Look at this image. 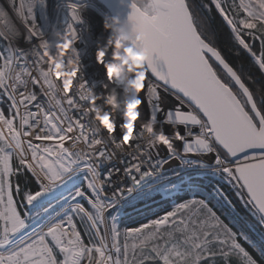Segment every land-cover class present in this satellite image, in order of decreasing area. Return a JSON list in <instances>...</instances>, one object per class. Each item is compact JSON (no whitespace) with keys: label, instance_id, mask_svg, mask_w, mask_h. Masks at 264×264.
<instances>
[{"label":"built area","instance_id":"built-area-1","mask_svg":"<svg viewBox=\"0 0 264 264\" xmlns=\"http://www.w3.org/2000/svg\"><path fill=\"white\" fill-rule=\"evenodd\" d=\"M25 2L30 5L24 1L21 5L19 0L29 10L36 8L34 0ZM72 12L67 23L57 22L52 35L38 37L37 29L34 34L25 25L21 32L22 36L24 32L29 34L26 43L19 40L20 35L13 31L11 34L8 25L0 23L5 43L0 53V103L6 101L10 105L16 124L11 130L0 118L6 141L5 159L9 166V156L15 153L36 180L39 191L32 195L36 205L59 198L56 204L60 206L70 196L65 194L69 188L80 191L79 187L84 186L98 215L116 217L135 210L139 201L149 199L151 190L178 178L225 174L226 170L229 173L225 175L229 176L234 165L223 159L200 114L162 86V91L170 93L198 122L197 126L185 125L181 136L163 135L162 122L156 119L160 102L158 97L146 100L152 77L139 55L120 39L112 25L109 27L120 46L103 38L102 26H88L82 14L75 9ZM18 26L13 24L19 30ZM69 27L73 38L68 34ZM46 62L51 67L44 79L41 69ZM197 138L209 143L208 152L216 157L212 165L181 158L171 150L174 140L184 145ZM163 148L169 151L165 160L161 158ZM174 159L179 165L164 169ZM46 162L58 165L63 176L58 178V171L52 176L44 167ZM231 176L243 190L234 174ZM80 194L78 200L84 198ZM242 194L264 224L244 191ZM52 206L40 210L39 216ZM61 208L68 213L48 236L49 243L58 250L61 264H81L84 244L79 236L76 205L68 203ZM52 216L48 215L41 224ZM56 244H63L70 251L67 261L65 252ZM0 264L15 262L0 257Z\"/></svg>","mask_w":264,"mask_h":264},{"label":"rangeland","instance_id":"rangeland-1","mask_svg":"<svg viewBox=\"0 0 264 264\" xmlns=\"http://www.w3.org/2000/svg\"><path fill=\"white\" fill-rule=\"evenodd\" d=\"M0 1L1 6L3 4L7 8L11 6L12 15L14 13L20 20L19 30L15 29L13 25L11 27L8 25V29L11 34L13 31L14 34H18V37L20 35L19 40L23 43H26L29 39L28 32L22 36L21 30L25 25L34 34V29H37L39 32L38 37L52 35L55 25H57L56 22L59 23L60 19L64 17L60 24L67 23V17L70 13H74L72 12L74 9L77 11L76 13L82 14L80 16L86 19L87 24L99 19L101 21L99 23L102 24L104 30L110 24L116 29L115 32L118 31L109 12L96 0H74L78 4H72L69 0H52L54 13L57 7H62L64 11L58 13V17L61 14L64 15L57 18V20L54 19V23H51L53 17H50L51 20L47 17L49 6L40 2V0H37V6L35 9L32 8L33 10L21 6L19 0ZM132 1L142 11L151 14L149 0ZM210 1L226 22L236 40L244 48L247 44L243 42V38L248 35V31L258 24L264 26V0H232L234 5L231 10L228 9L229 14L222 7L224 1L226 3L228 0ZM21 2L23 1L21 0ZM19 7H21L23 14L18 12V10L20 11ZM28 15L32 17L29 18ZM9 31L7 34H9ZM117 33L120 34L119 31ZM103 38L106 39L105 36ZM109 40H112L110 36ZM4 47V33L0 29V53ZM209 62L211 66L212 63L216 65L212 59H209ZM254 62L260 66L264 73V62L257 57L254 58ZM50 67V63L46 62L43 69H41L44 79L48 78ZM233 93L237 96L234 91ZM238 93L243 98L241 92ZM242 98L241 100L244 102L245 99ZM238 99L240 100V98ZM10 115L11 113H5L4 116L6 117H3L0 113V118L5 120L8 128L15 130V119ZM250 116L254 125L258 127L254 116L251 113ZM3 134L4 130L0 124V244H6L13 238L30 231L34 232L27 239L14 244L4 253H0V257H8L15 264H27L34 261L61 264L58 250L49 243L48 236L55 232L54 229L57 223L67 215V210L61 207L69 203L76 205L75 214L81 226L79 236L84 244V256L81 264H90L91 262L93 264H103L105 262L108 264H256L237 243L236 238L238 235L241 236V232L236 233L231 225L235 228L239 225L231 218L229 210L233 207L230 206L226 194L217 187L218 184L208 183L206 185L209 190L206 188L203 191L190 184L192 179L206 178L227 185L246 216L257 228H260V231H258L251 223L249 225L263 240L264 224L260 222L259 217L249 207L242 194L243 190H240L233 180L231 176L233 169L229 176L221 173L195 175V177L189 179L184 176L173 182L163 184L149 192V199L139 201L134 211L119 213L116 217L110 215L103 218L98 215L84 186L79 187L80 191L77 190V187L69 188L65 194L70 196L65 202H61L60 206L56 204V200L59 198L36 205L32 200V195H25L21 204V211L11 191V155L9 156L8 175L4 174L2 166V160L5 159L7 154L4 150L6 141ZM223 159L225 158L223 157ZM44 167L52 173V176H54V171H58V178L63 176L59 166L55 163L46 162ZM186 191L189 192L190 196L187 200L181 203L173 202L175 196ZM77 194L81 196L84 194V198L78 200ZM158 196L160 199L152 200ZM164 199H171L167 206H153ZM53 204L54 206L47 210L44 215L39 216L38 212L40 210ZM142 204L143 206H138ZM152 206L153 208L147 210V213L141 214L140 219L127 223L128 218H125L127 215ZM213 206L217 207L218 211L214 210ZM48 215L53 216L46 223L41 224ZM137 215H133L131 218ZM223 216L228 217L231 225L225 222ZM241 237L244 240L248 239L245 234ZM47 242L48 244H46ZM256 249L264 253V247H257ZM62 255L64 256V252H62Z\"/></svg>","mask_w":264,"mask_h":264},{"label":"water","instance_id":"water-1","mask_svg":"<svg viewBox=\"0 0 264 264\" xmlns=\"http://www.w3.org/2000/svg\"><path fill=\"white\" fill-rule=\"evenodd\" d=\"M96 1L109 12L122 39L139 55L148 74L200 114L213 143L226 156L225 160L234 165V176L264 221V137H258L254 132L256 126L250 113L258 123L256 128L264 129V120L236 73L198 35L186 1L158 0L165 14L163 28L158 27L151 16L132 0ZM68 34L71 38L75 36L70 27ZM201 44L214 51L219 62L207 55ZM208 58L233 81L250 113L216 75ZM158 99L160 108L156 119L162 122L163 135L181 136L185 125L197 126V120L187 114L170 93L161 91ZM154 130L159 132L158 127ZM208 147L207 141L197 138L184 145L174 140L171 150L181 158L212 165L216 157L208 152ZM168 156L169 151L163 148L161 158L165 160ZM178 165L179 161L174 159L164 169ZM228 173L226 170L225 174Z\"/></svg>","mask_w":264,"mask_h":264},{"label":"trees","instance_id":"trees-1","mask_svg":"<svg viewBox=\"0 0 264 264\" xmlns=\"http://www.w3.org/2000/svg\"><path fill=\"white\" fill-rule=\"evenodd\" d=\"M51 0H40V2L48 3ZM190 11L193 24L197 30L198 35L206 42L210 47L215 49L226 64L236 73L241 82L250 92L254 103L260 112L264 120V73L261 70L260 66L254 62V58H260L264 62V26L258 24L255 28L248 31V35L244 36L243 42L246 43V47H242L241 44L236 40L234 34L230 31L228 25L217 12L216 8L210 0H185ZM52 3V2H51ZM234 1L228 0V2L222 4V7L229 14L228 9H232ZM196 16V17H195ZM212 68L214 69L216 75L220 80L231 87V89L237 94V97L240 98V101L244 108L250 113L249 108L246 102H242L241 95L238 93L237 87L231 81L230 78L214 63H212ZM243 99V98H242ZM0 113L3 117L5 113H11V117L14 119L13 111L10 105L4 101L0 103ZM5 112V113H4ZM219 150V149H218ZM221 156L226 159V156L221 150H219ZM10 166H11V175H10V185L11 191L17 202L19 210L22 211V202L25 195H34L39 191V185L32 175L28 172L26 167L20 161V159L15 155L11 154L10 156ZM215 185L218 184L219 190H221L230 201V206L233 208L229 210L231 218L239 225L236 227L231 225L228 217H222L226 223L231 225L236 233L241 232L247 235L248 239L244 240L241 236L238 235L236 238L239 246L248 254V256L256 264H264V253L257 251V247H264V237L263 240L260 236L255 233L252 226H249L250 223L260 231V228H257L250 219L246 216L245 212L239 206L235 198L233 197L230 189L227 185L218 183L216 181H210L208 179H192L190 184L195 188H199L201 191L207 188L206 184ZM208 189V188H207ZM209 190V189H208ZM189 192L186 191L181 195H177L173 198V202L181 203L189 198ZM160 197H156L152 200H158ZM171 199L160 200L158 203L153 205L157 206H167ZM140 207L143 206L139 205ZM152 207H145L140 211L130 213L125 218H128L127 223H132L141 218V214L147 213ZM213 209L217 210V207L213 206ZM134 211V210H133ZM137 216L131 218V216ZM123 217V220L125 219ZM131 218V219H130ZM241 230V231H240ZM243 232V233H242ZM264 236V235H263ZM90 264H93L92 262Z\"/></svg>","mask_w":264,"mask_h":264},{"label":"bare ground","instance_id":"bare-ground-1","mask_svg":"<svg viewBox=\"0 0 264 264\" xmlns=\"http://www.w3.org/2000/svg\"><path fill=\"white\" fill-rule=\"evenodd\" d=\"M24 1V4H26V5H30V4H28V3H26L25 2V0H23ZM69 1H71V3L72 4H78V3H76L74 0H69ZM1 2V1H0ZM51 2H53L52 0L48 3V5L47 6H49L48 7V12H47V17H49V19L51 20V18L50 17H53V19H52V21H51V23H54V19H56L57 20V18H61L63 15L61 14V15H59V17H58V13H60L61 11L62 12H64L63 10H62V7H57V9H56V11H55V13H54V9L52 10V3ZM3 4V3H2ZM150 4H151V6H149L150 7V9H151V14H148V15H150L151 16V18H152V21L158 26V27H160V28H163V26H164V22H165V14H164V12L162 11V9H161V7H160V4H159V2H158V0H152V1H150ZM21 5H23V3L21 2ZM34 5H36L37 6V0H34ZM6 5H0V23L2 24V25H5V26H7V25H9L10 27H11V25H13L15 22L17 23V24H20L21 22H20V20L18 19V17L16 16V15H14V13H13V15H12V7L11 6H8V8L7 7H5ZM55 7V6H54ZM51 15V16H50ZM66 15H68V13H66ZM70 16H73L72 14H70ZM64 18V17H63ZM62 18V19H63ZM65 18H66V16H65ZM72 18V17H71ZM48 19V20H49ZM62 19H60V21L59 22H61V20ZM73 19V18H72ZM97 22V23H96ZM99 22H101L99 19L98 20H96L95 22L94 21H91V23H88V26H93V27H96V28H100L101 26H102V24L101 23H99ZM57 23V22H56ZM61 25H63V23L61 24ZM103 28V27H102ZM100 31V30H99ZM25 33V32H24ZM26 34V33H25ZM105 34V35H104ZM112 38V40L111 41H114L115 43L117 42V44L120 46V43H119V41H118V39H117V36H115V35H112L113 34V32H112V30L110 29V27L109 26H107L106 27V29H105V32H103V35L105 36V38H106V40L107 41H110L109 40V36ZM115 36V37H114ZM120 38V37H119ZM121 39V38H120ZM202 45V44H201ZM202 50L204 51V52H206V54L207 55H209L210 57H212V59H214L216 62H219V59H218V56H217V54L214 52V51H212V50H210V49H208V48H206V47H204L203 45H202ZM144 67H145V65H144ZM145 69H146V67H145ZM149 87H147V89H146V92H145V97H146V100L148 99V101L149 100H151V99H153V98H155V97H158V95L161 93V91H162V85L159 83V82H157L156 80H154L153 78H152V82H151V84L150 85H148ZM254 132L256 133V135L258 136V137H264V129H259V128H256V127H254ZM4 174L5 175H8L9 174V166H8V162H7V160L5 159L4 160ZM34 231H30V232H28V233H25V234H22V235H19V236H17V237H15V238H13L12 240H10L8 243H6V244H0V253H4L8 248H10L11 246H13L14 244H16V243H18V242H20V241H23L24 239H27L32 233H33ZM56 247L58 248V249H60V250H62V251H64L65 252V255H66V257H64L65 258V261H67L68 260V258H69V255H70V251L68 250V248L67 247H65L63 244H56ZM77 254H78V256H80V254H81V250H79L78 252H77ZM27 264H49V263H47V262H41V261H38V262H36V261H34V262H32V263H27ZM51 264V263H50Z\"/></svg>","mask_w":264,"mask_h":264}]
</instances>
